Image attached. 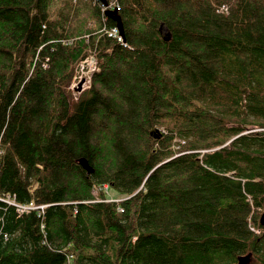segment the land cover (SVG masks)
<instances>
[{"label":"trees","instance_id":"1","mask_svg":"<svg viewBox=\"0 0 264 264\" xmlns=\"http://www.w3.org/2000/svg\"><path fill=\"white\" fill-rule=\"evenodd\" d=\"M117 6L0 0V264H264V0Z\"/></svg>","mask_w":264,"mask_h":264},{"label":"built area","instance_id":"2","mask_svg":"<svg viewBox=\"0 0 264 264\" xmlns=\"http://www.w3.org/2000/svg\"><path fill=\"white\" fill-rule=\"evenodd\" d=\"M111 1H112L111 4L109 3V8L112 9L113 5L116 4V0H111ZM116 9L118 10V6L116 7ZM108 32H109V36L110 37H115V38H117V40L119 42H122L124 44L123 37L120 34L119 29L117 27L108 30ZM98 70H99L98 62H97V60L94 57H88V58L84 59L77 66V72L80 71L78 74L81 77L78 80L79 76H78V74H76V77L74 78V81H73V88L72 89H75L76 86L74 84L78 82L77 89L81 88L80 90L84 91L86 87L85 88H83V87L87 83H91V79H92L93 74L95 72H97ZM84 76H85V78L83 79ZM80 84H81V87H80ZM104 188L106 190H108L107 186H104ZM0 200H2V198H0ZM6 201L8 203L14 205L16 207V209H17V212L20 215H22L24 213H28L30 211H34V210H39V211L43 212V210L46 207V206H43V205H35L33 203H30V204H27V205H22V204L16 203V201H14V200H6Z\"/></svg>","mask_w":264,"mask_h":264},{"label":"water","instance_id":"3","mask_svg":"<svg viewBox=\"0 0 264 264\" xmlns=\"http://www.w3.org/2000/svg\"><path fill=\"white\" fill-rule=\"evenodd\" d=\"M100 1L104 6L108 5L107 0H100ZM106 15L114 17V19L117 21V26L120 30V33L123 34L122 23H121L120 18L117 15V10H108V11H106ZM80 87H81V84H80ZM79 89H81V88H79ZM80 164L83 166V168H85L87 170L88 173L93 172V169L88 165V163L85 159H81ZM259 222L264 227V212L261 214ZM250 258H251L250 254L245 255V256H241L239 258V264H249Z\"/></svg>","mask_w":264,"mask_h":264},{"label":"rangeland","instance_id":"4","mask_svg":"<svg viewBox=\"0 0 264 264\" xmlns=\"http://www.w3.org/2000/svg\"><path fill=\"white\" fill-rule=\"evenodd\" d=\"M80 72V71H79ZM77 72V74L79 73ZM79 76V74H78ZM81 76H79L78 80L80 79ZM85 78V76L83 77V79ZM77 82V81H76ZM76 87L75 89H72L74 90V93L77 94L76 96H78L82 91L80 89H77L78 87V82L74 84ZM86 87V88H85ZM91 87V83H87L83 88L86 89H89ZM72 88H73V85H72ZM95 195H97V192L95 191L94 192ZM109 196L112 197L113 199H122L124 196L121 195L120 193L116 192L115 190H110L109 191ZM257 232H260V231H257Z\"/></svg>","mask_w":264,"mask_h":264},{"label":"bare ground","instance_id":"5","mask_svg":"<svg viewBox=\"0 0 264 264\" xmlns=\"http://www.w3.org/2000/svg\"><path fill=\"white\" fill-rule=\"evenodd\" d=\"M107 3H108V1H107ZM103 6H104V5H103ZM104 7L107 8V11H108V10H117L116 8H115V9H114V8H112V9L109 8V3H108L107 6H104ZM104 12L106 13V11H104ZM104 12H103V13H104ZM107 26H108V25H107ZM117 28H118V26H117ZM118 29H119V28H118ZM99 32H100V31H99ZM119 32H120V30H119ZM101 33H102V32H101ZM105 33L109 36V32H108V31H106ZM120 34H121V33H120ZM121 35H122V37H123V34H121ZM113 39H114V38H113ZM91 55H92V56H89V57H93V56H94V54H91ZM87 58H88V57H87ZM261 226H262V225H261ZM254 231H255V230H254Z\"/></svg>","mask_w":264,"mask_h":264}]
</instances>
